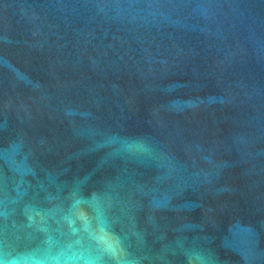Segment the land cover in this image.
I'll return each instance as SVG.
<instances>
[{
  "label": "water",
  "instance_id": "95a60500",
  "mask_svg": "<svg viewBox=\"0 0 264 264\" xmlns=\"http://www.w3.org/2000/svg\"><path fill=\"white\" fill-rule=\"evenodd\" d=\"M0 264H264V0H0Z\"/></svg>",
  "mask_w": 264,
  "mask_h": 264
}]
</instances>
